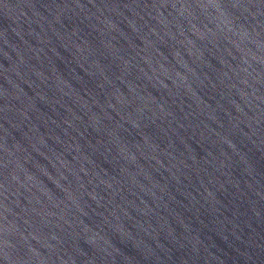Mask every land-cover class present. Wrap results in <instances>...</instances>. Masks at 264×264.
Here are the masks:
<instances>
[{
  "label": "water",
  "instance_id": "obj_1",
  "mask_svg": "<svg viewBox=\"0 0 264 264\" xmlns=\"http://www.w3.org/2000/svg\"><path fill=\"white\" fill-rule=\"evenodd\" d=\"M0 264H264V0H0Z\"/></svg>",
  "mask_w": 264,
  "mask_h": 264
}]
</instances>
